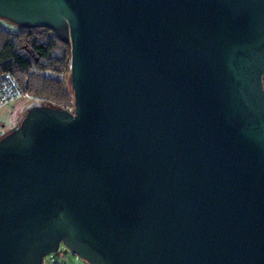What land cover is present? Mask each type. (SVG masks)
<instances>
[{"label":"water","instance_id":"95a60500","mask_svg":"<svg viewBox=\"0 0 264 264\" xmlns=\"http://www.w3.org/2000/svg\"><path fill=\"white\" fill-rule=\"evenodd\" d=\"M70 45L71 110L0 137V264H264V0H0Z\"/></svg>","mask_w":264,"mask_h":264},{"label":"trees","instance_id":"16d2710c","mask_svg":"<svg viewBox=\"0 0 264 264\" xmlns=\"http://www.w3.org/2000/svg\"><path fill=\"white\" fill-rule=\"evenodd\" d=\"M16 27L0 24V76H12L26 94L70 108L73 95L66 79L69 43L47 26Z\"/></svg>","mask_w":264,"mask_h":264},{"label":"rangeland","instance_id":"374dc122","mask_svg":"<svg viewBox=\"0 0 264 264\" xmlns=\"http://www.w3.org/2000/svg\"><path fill=\"white\" fill-rule=\"evenodd\" d=\"M0 24L10 29H17V24L11 22L6 18L0 17ZM66 79L69 82V70L66 72ZM264 80V79H263ZM71 88V87H70ZM52 105L43 99L25 94L15 100L9 101L3 105H0V137L9 131L15 129L22 116L26 111L34 105ZM73 108V100L72 106ZM42 264H89L86 260L72 252L69 248L63 244H59L57 250L49 252L43 256Z\"/></svg>","mask_w":264,"mask_h":264},{"label":"built area","instance_id":"2783aa9c","mask_svg":"<svg viewBox=\"0 0 264 264\" xmlns=\"http://www.w3.org/2000/svg\"><path fill=\"white\" fill-rule=\"evenodd\" d=\"M17 85L16 81L12 76L9 75H1L0 76V105H3L9 101L15 100L16 98L25 95ZM55 104V103H53ZM59 106V104H55ZM62 108H66L71 110L70 108L60 106Z\"/></svg>","mask_w":264,"mask_h":264}]
</instances>
